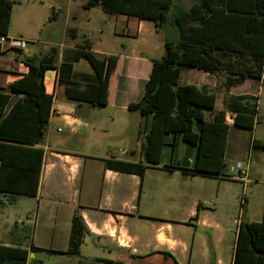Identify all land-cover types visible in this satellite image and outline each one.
<instances>
[{
    "label": "crops",
    "instance_id": "0c3cea01",
    "mask_svg": "<svg viewBox=\"0 0 264 264\" xmlns=\"http://www.w3.org/2000/svg\"><path fill=\"white\" fill-rule=\"evenodd\" d=\"M18 4L25 7L26 14L46 7L42 0H18ZM34 20L37 27L40 19ZM13 21L12 5L8 39H15L10 34ZM39 44V40H32L31 47L20 49L6 43L0 51L1 88L28 74L29 68L18 53L40 58L55 46L48 43L52 47L40 51L36 47ZM65 49L64 53L58 49L57 65L63 62ZM93 51L101 58L113 55L94 47ZM114 56L118 62L103 105L69 99L65 85L59 82L58 70L46 71L44 81L47 93L53 95V106L45 135L35 145L43 150L37 194L29 197L0 193V245L26 250V264H40L39 254L48 256L49 263L76 256L82 259L78 264H84L83 261L99 264V259L122 264H233L234 253L227 263L223 252L227 248L235 252L241 221L260 222L256 219L260 213H254L257 198H263V219L264 159L258 158L252 171L251 157L249 171L255 179L251 178L253 187L247 194L239 181L197 173L194 170L197 147L172 132L165 137L160 161H150L147 136L152 116L129 109L145 93L135 90L138 79L132 68L133 62L142 61L143 54L142 58L133 55V60L121 53ZM154 59L149 57L150 63L142 73L145 81ZM77 66H83L85 71L78 72ZM93 73L85 59L74 62V80L79 88L85 87L83 77ZM221 73L230 76L226 71ZM214 76L209 74L206 81H196V86L218 93ZM241 87L243 91L239 90ZM263 90L264 78H247L243 84L231 87L227 94L253 98L260 118ZM218 94L223 96L224 109L226 93ZM22 97L12 95V104ZM214 113L211 110L206 119L211 120ZM234 116L228 113L226 152ZM77 210L89 233L83 238L80 254L69 255L66 252ZM31 224L36 231L31 247L26 248L22 241Z\"/></svg>",
    "mask_w": 264,
    "mask_h": 264
},
{
    "label": "trees",
    "instance_id": "16d2710c",
    "mask_svg": "<svg viewBox=\"0 0 264 264\" xmlns=\"http://www.w3.org/2000/svg\"><path fill=\"white\" fill-rule=\"evenodd\" d=\"M12 5L11 0H0V37L8 35ZM99 5L112 14L164 23L173 0H88L85 8ZM174 22L178 38L165 41L164 56L152 61L144 95L129 109L152 116L147 136L150 161H160L165 137L172 132L197 147V173L223 175L227 168L228 113L235 114L234 125L242 129L253 130L260 121L253 98L227 92L247 78L264 77V0H193L190 7L177 9ZM69 33L75 37L77 30L71 28ZM18 57L28 66V74L0 87V193L34 197L43 159V150L35 145L45 135L53 106V95L45 86L46 71L58 70L59 82L65 85L69 99L103 105L118 57L101 58L88 40L65 55L60 65L57 47L40 58L21 53ZM80 59H86L94 70L83 77L84 88L74 80V62ZM192 69L215 76L222 71L230 75L224 80V109L215 111L211 120L206 119L205 111L215 110L216 94L194 84H180L182 71ZM12 95L23 97L12 104ZM252 147L264 150V142L254 139ZM87 233L77 210L66 254L79 255ZM27 261L26 250L0 245V264ZM98 263L122 264L105 259ZM233 264H264V215L260 222H240Z\"/></svg>",
    "mask_w": 264,
    "mask_h": 264
},
{
    "label": "rangeland",
    "instance_id": "374dc122",
    "mask_svg": "<svg viewBox=\"0 0 264 264\" xmlns=\"http://www.w3.org/2000/svg\"><path fill=\"white\" fill-rule=\"evenodd\" d=\"M46 3V7H40V12L30 11L26 14L25 7H20L18 0L13 3L14 7V21L10 27V34L15 39H23L27 45L31 47V41H40L37 45L40 51L49 50L52 46L48 43L55 45L61 49V53L66 51V55L70 49L76 45L81 46L88 40L96 49L112 52L113 55L120 53L129 56L132 60L133 55L141 57L142 61L133 62L132 68L135 78L138 79L134 83L135 90H139L142 94L145 92L146 78H141L144 69L150 63L149 57L161 59L165 54L164 43L166 40H176L178 38V28L174 22V14L177 9L188 8L193 0H173L172 9L169 11V16L166 22L156 23L149 19H139L134 16L115 15L104 10L99 5L92 9L85 8L88 0H42ZM35 18L40 19V24L36 27ZM76 28L77 35L74 37L69 33V29ZM128 57V59H129ZM136 60V59H135ZM88 64V61L85 59ZM131 62V61H130ZM138 63V64H137ZM77 71H85L83 66H77ZM209 74L196 69L183 70L181 73L180 84H195L196 81H206ZM225 76L219 73V76L212 77V80H217L218 93H226L224 88ZM145 79V80H144ZM140 80V81H139ZM239 90L243 91L241 87ZM217 95V104L215 111L223 109V96ZM138 97V92L135 98ZM137 114V113H134ZM211 110L206 112L208 118ZM260 122L255 125L253 130L241 129L235 127L231 123L230 142L228 143L226 152L227 169L233 164L243 163L245 165L251 164V157H253L252 171L256 169L258 158L264 159L262 149H253L252 141L254 139L264 142V90H263V103L259 111ZM239 137V140H238ZM250 174V171H249ZM252 179H255L253 173L250 174ZM242 186V183H239ZM255 184V183H254ZM264 186V185H263ZM253 187V186H252ZM250 186L246 190V194L250 193L252 189ZM263 205V198H257L254 208V213L259 212L260 216L256 219L262 221L261 211ZM240 207V206H239ZM13 219H16L14 215ZM245 219V218H244ZM36 227L34 224L28 225L25 233L26 237L22 241L26 248L31 247L33 237L35 235ZM234 250L227 248L223 252L224 259L229 263ZM38 258L40 264H78L80 257L71 256L60 262H48V256L39 254ZM84 264H93L90 261H83Z\"/></svg>",
    "mask_w": 264,
    "mask_h": 264
},
{
    "label": "built area",
    "instance_id": "2783aa9c",
    "mask_svg": "<svg viewBox=\"0 0 264 264\" xmlns=\"http://www.w3.org/2000/svg\"><path fill=\"white\" fill-rule=\"evenodd\" d=\"M10 43L13 48L23 49L26 47L27 42L23 39H8L7 37H0V51L6 45V43ZM264 78V77H263ZM224 178L232 179L239 181L243 185L244 194L245 191L251 186L253 180L249 174V166L243 163L233 164L229 169L226 168L224 174L222 175ZM245 201L243 200L241 206L243 208Z\"/></svg>",
    "mask_w": 264,
    "mask_h": 264
}]
</instances>
